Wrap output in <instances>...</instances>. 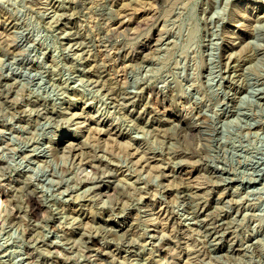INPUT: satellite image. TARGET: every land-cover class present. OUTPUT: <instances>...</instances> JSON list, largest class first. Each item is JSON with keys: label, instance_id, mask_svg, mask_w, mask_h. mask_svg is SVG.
<instances>
[{"label": "rangeland", "instance_id": "obj_1", "mask_svg": "<svg viewBox=\"0 0 264 264\" xmlns=\"http://www.w3.org/2000/svg\"><path fill=\"white\" fill-rule=\"evenodd\" d=\"M0 264H264V0H0Z\"/></svg>", "mask_w": 264, "mask_h": 264}, {"label": "bare ground", "instance_id": "obj_2", "mask_svg": "<svg viewBox=\"0 0 264 264\" xmlns=\"http://www.w3.org/2000/svg\"><path fill=\"white\" fill-rule=\"evenodd\" d=\"M192 124V123H191ZM194 124V123H193ZM184 126H185V124H184ZM190 127L191 128H194L195 126H192V125H190ZM187 130H189V129H187ZM191 130V129H190ZM97 165V164H96ZM28 200L30 201V203H31V205H32V208H34L35 210H37L38 209V203H37V201H36V199H35V197H33V196H29L28 197ZM214 223V222H213ZM216 223V222H215ZM218 226V225H217ZM215 231V230H214ZM217 232V231H216Z\"/></svg>", "mask_w": 264, "mask_h": 264}]
</instances>
